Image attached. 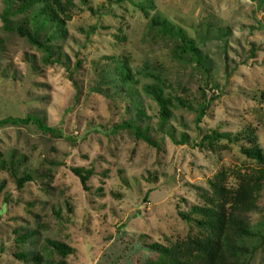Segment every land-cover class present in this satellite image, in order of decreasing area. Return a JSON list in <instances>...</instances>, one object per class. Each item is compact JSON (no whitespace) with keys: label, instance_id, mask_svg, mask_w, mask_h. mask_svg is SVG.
<instances>
[{"label":"rangeland","instance_id":"1","mask_svg":"<svg viewBox=\"0 0 264 264\" xmlns=\"http://www.w3.org/2000/svg\"><path fill=\"white\" fill-rule=\"evenodd\" d=\"M61 1L64 22L40 35L53 36L49 63L17 32L36 30V7L0 0V120L31 115L56 130L0 128V264H148L153 245L199 233L181 212L205 205L219 175L234 189L264 172L243 150L254 140L264 151V0ZM154 84L173 102L165 123ZM123 122L133 128L116 131ZM215 133L230 137L202 142ZM78 167L92 173L88 190ZM262 182L246 217L264 232ZM250 264H264V242Z\"/></svg>","mask_w":264,"mask_h":264},{"label":"trees","instance_id":"2","mask_svg":"<svg viewBox=\"0 0 264 264\" xmlns=\"http://www.w3.org/2000/svg\"><path fill=\"white\" fill-rule=\"evenodd\" d=\"M33 7H36L33 14L36 30L30 31L19 27L17 32L46 52V62L55 63L57 59L53 58L52 47L48 43L53 36L49 35L43 40L40 35L51 23L61 25L64 22L60 15L61 13L66 14L68 5L63 4L61 0H23L20 10L24 12ZM8 13L9 8H7L3 18L6 27L10 29ZM183 40L184 49L189 51L193 58L201 59L199 56L200 50L195 41L186 37H183ZM123 76L125 81L131 78L129 72H125ZM145 90L159 105L160 118L165 123L172 114L170 108L173 103L172 99L164 95V91L159 85L147 86ZM208 106L209 103L200 105L197 122L202 121ZM31 123L37 125L44 132H56L55 128L46 125L41 119L31 115L21 118L8 117L1 119L0 128L9 124L28 125ZM124 128H133V125L123 122L117 125L115 129L117 131ZM136 134L143 137L150 144L155 145L154 140L148 135L141 133L139 130H136ZM229 137L228 133H215L214 135H206L202 142ZM186 139V136H183L182 140L186 141ZM250 143L253 145L248 148L245 147L243 149L244 153L259 164L264 165V151L254 140ZM2 167L5 168V165L2 164ZM73 172L81 178L84 188L88 190V181L92 175L91 171L78 167L74 168ZM263 178V171L257 177L240 175V183L232 189L226 187L223 181L224 177L219 175V179L211 184L213 191L211 195L205 197L207 200L205 205L193 206L190 213L181 212L184 219L196 224L199 233L184 240H178L170 246L153 245L152 248L158 251L159 254L156 259L150 260L148 264H250L254 251L260 243L264 242V232L255 230L251 226L246 213L255 207V200L257 193L261 191ZM31 179L30 176L18 177L19 188H22ZM255 241L259 243L254 244ZM51 244L63 257L74 251L72 247L59 241H53ZM36 261L39 262L40 258L37 257ZM60 264H65V262L63 261Z\"/></svg>","mask_w":264,"mask_h":264}]
</instances>
